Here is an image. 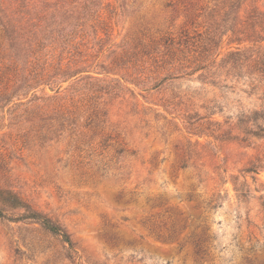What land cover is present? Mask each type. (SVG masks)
I'll return each mask as SVG.
<instances>
[{
    "label": "rangeland",
    "instance_id": "374dc122",
    "mask_svg": "<svg viewBox=\"0 0 264 264\" xmlns=\"http://www.w3.org/2000/svg\"><path fill=\"white\" fill-rule=\"evenodd\" d=\"M232 3L0 0V188L73 243L0 206V264H264V0Z\"/></svg>",
    "mask_w": 264,
    "mask_h": 264
},
{
    "label": "trees",
    "instance_id": "16d2710c",
    "mask_svg": "<svg viewBox=\"0 0 264 264\" xmlns=\"http://www.w3.org/2000/svg\"><path fill=\"white\" fill-rule=\"evenodd\" d=\"M240 0H233V5L231 8L233 9L236 6V3H239ZM264 41V40H262ZM264 65V61L261 63ZM246 120L249 117H244ZM256 121V120H254ZM243 122V121H242ZM256 123V122H254ZM256 125V124H254ZM257 128H261L257 125ZM0 206L3 208H7L9 210H23L25 213L20 217L23 220H33L37 223H40L41 226L50 232L51 234L61 237L64 243L68 244L70 248H73V243L69 237V235L65 232V230L59 224L55 223L51 218L43 215L42 213L36 211L32 208L28 203H26L17 193H14L11 190L1 189L0 188ZM0 208V219H12L7 216L5 210Z\"/></svg>",
    "mask_w": 264,
    "mask_h": 264
}]
</instances>
